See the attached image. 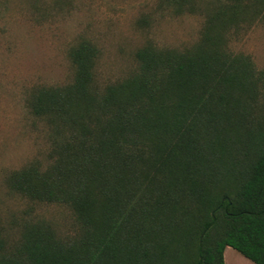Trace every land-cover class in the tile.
<instances>
[{
  "label": "trees",
  "instance_id": "obj_1",
  "mask_svg": "<svg viewBox=\"0 0 264 264\" xmlns=\"http://www.w3.org/2000/svg\"><path fill=\"white\" fill-rule=\"evenodd\" d=\"M202 1L192 46L148 42L138 70L100 90V49L82 39L70 49L73 81L31 90L28 107L50 129L48 163L12 170L8 185L70 205L80 233L26 222L0 264H225L227 246L264 264V71L227 50L223 33L238 8L264 0Z\"/></svg>",
  "mask_w": 264,
  "mask_h": 264
},
{
  "label": "rangeland",
  "instance_id": "obj_2",
  "mask_svg": "<svg viewBox=\"0 0 264 264\" xmlns=\"http://www.w3.org/2000/svg\"><path fill=\"white\" fill-rule=\"evenodd\" d=\"M206 9L202 0L193 11H178L166 0H0V260L16 250L26 222L45 220L64 239L80 233L70 205L33 200L8 185L12 170L35 159L48 163L50 129L28 107L31 90L72 82L70 49L82 39L100 49L95 83L102 90L138 70L140 46L185 49L196 43ZM237 12L223 32L226 48L251 56L264 71V9L256 2ZM234 251L235 264H253Z\"/></svg>",
  "mask_w": 264,
  "mask_h": 264
},
{
  "label": "crops",
  "instance_id": "obj_3",
  "mask_svg": "<svg viewBox=\"0 0 264 264\" xmlns=\"http://www.w3.org/2000/svg\"><path fill=\"white\" fill-rule=\"evenodd\" d=\"M235 249V248H234ZM234 249H233V247L232 246H227L226 248H225V251H224V260H225V264H235V261H236V256H235V251H234ZM235 250H237V249H235ZM228 251H230L231 252V256H233V258L232 259H230V260H228L227 259V252ZM238 251V250H237ZM240 252V251H239ZM241 253V252H240ZM245 256V255H244ZM248 258V257H247ZM248 259H250V258H248ZM250 261H252L253 262V264H256L253 260H251L250 259Z\"/></svg>",
  "mask_w": 264,
  "mask_h": 264
}]
</instances>
